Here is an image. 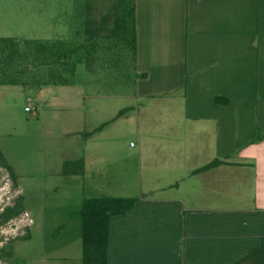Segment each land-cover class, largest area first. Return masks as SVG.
I'll return each mask as SVG.
<instances>
[{
    "label": "crops",
    "instance_id": "0c3cea01",
    "mask_svg": "<svg viewBox=\"0 0 264 264\" xmlns=\"http://www.w3.org/2000/svg\"><path fill=\"white\" fill-rule=\"evenodd\" d=\"M25 2L0 0V37L23 39L5 34L17 24L35 30L29 39L95 44L96 63L116 54L103 53V29L114 50L119 0ZM135 8L136 70L146 77L128 96L145 103L103 130L127 111L141 118L131 143L138 165L93 197L139 201L111 220L108 264H233L264 239V0ZM216 159L224 163L195 173ZM80 229L82 246L81 216Z\"/></svg>",
    "mask_w": 264,
    "mask_h": 264
},
{
    "label": "rangeland",
    "instance_id": "374dc122",
    "mask_svg": "<svg viewBox=\"0 0 264 264\" xmlns=\"http://www.w3.org/2000/svg\"><path fill=\"white\" fill-rule=\"evenodd\" d=\"M13 27L5 34L37 36ZM119 60L103 75L79 64L73 86H0V149L18 176L17 185L0 167V214L18 200L22 208L0 225V264H82L81 215L75 213L81 199L103 196V185L130 178L138 165L131 143L141 118L134 112L95 132L129 104L145 103L128 96L138 78L132 59ZM30 99L32 112H26ZM79 158L85 174L63 175L64 162Z\"/></svg>",
    "mask_w": 264,
    "mask_h": 264
},
{
    "label": "trees",
    "instance_id": "16d2710c",
    "mask_svg": "<svg viewBox=\"0 0 264 264\" xmlns=\"http://www.w3.org/2000/svg\"><path fill=\"white\" fill-rule=\"evenodd\" d=\"M119 1L122 4L118 6L116 25L111 30L110 43H114V50L106 46L104 39L107 29H103V53L107 51L116 53L110 58H103L107 62L96 63L94 53L99 49L95 48V44H87V42L0 37V86H73L76 84L79 64H85L89 73H103L113 63H120L119 58L128 55L136 68V0ZM138 76L146 77L145 74H137ZM217 101L223 102L220 98H217ZM123 112L121 111L119 116ZM107 124L101 125L95 132L103 129ZM223 163L224 161L216 159L196 170L195 173L216 168ZM0 167L4 168L12 181L18 185V176L12 166L6 163L1 149ZM84 174L83 158L64 162L63 175L83 176ZM138 201L139 199L126 197L84 198L79 210L82 218V264H108L111 220L115 216L131 212ZM21 209L20 200L13 207L4 209L0 214V225L19 215ZM233 264H264V239L259 247L252 249L245 257Z\"/></svg>",
    "mask_w": 264,
    "mask_h": 264
},
{
    "label": "built area",
    "instance_id": "2783aa9c",
    "mask_svg": "<svg viewBox=\"0 0 264 264\" xmlns=\"http://www.w3.org/2000/svg\"><path fill=\"white\" fill-rule=\"evenodd\" d=\"M32 108H33V100L30 99V100H29V105L26 106L25 111H26V112H32Z\"/></svg>",
    "mask_w": 264,
    "mask_h": 264
}]
</instances>
